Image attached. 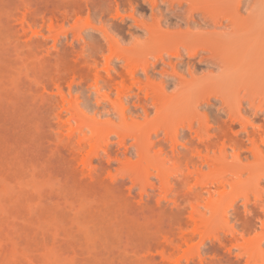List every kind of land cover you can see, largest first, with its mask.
<instances>
[{"label":"rangeland","instance_id":"obj_1","mask_svg":"<svg viewBox=\"0 0 264 264\" xmlns=\"http://www.w3.org/2000/svg\"><path fill=\"white\" fill-rule=\"evenodd\" d=\"M108 1L111 4L98 6L92 0H0V264H264V228L259 226V219L263 216L264 220V204L260 208L264 161L255 159L249 150L250 143L239 123L228 128L231 120L222 113L219 102L209 103L207 109L200 106L208 117L204 146L195 143L200 139L194 132L179 128L176 146L173 143L177 154L167 158L166 165L161 163L168 175L164 166L158 165L168 183L161 184L165 180L156 178V166L149 162L146 173L145 162H138L142 157L133 153L130 136H125L124 147L118 144L114 129L120 122L115 109L110 111L111 106L105 103L117 98L112 88L120 85H115L118 81L113 78L120 70L135 69V77L144 79L145 55L132 46L137 42L129 30L138 28L134 18L149 19L150 10L143 0ZM117 7L125 14L116 15ZM131 12L134 17L128 16ZM110 20H117V25ZM109 23L120 26V30ZM104 33L115 39L110 40L114 46H109ZM135 34H142L141 28ZM171 59L177 68H183V57ZM199 59V55L194 57ZM152 69L149 74L155 71L158 82L159 67ZM110 77L112 83L107 81ZM166 86L172 88L167 81ZM133 97L132 101L137 99V95ZM129 103L125 108L120 106L128 112ZM245 105L242 117L249 121L248 131L260 132L255 138L262 150L258 156L264 157V108L258 101L252 107ZM152 113L149 121L154 118ZM100 126L104 130L97 131ZM89 127L96 128H92L95 134ZM110 130L113 132L108 133ZM96 133L101 137L110 134H106L112 152L109 156L101 150L97 156L92 153L95 144L102 145L100 140L106 137L98 141ZM151 135L152 141L164 143L162 151L174 147L169 139L164 141L162 131ZM212 140V146L214 142L216 145L208 147L211 145L206 143ZM222 145L226 157L215 160ZM190 149L198 150L201 159L195 155L198 151ZM124 154L130 158L125 159L128 164ZM188 157L203 164L196 166L198 160L188 163ZM116 158L125 165L117 164ZM137 163L142 164L141 175ZM195 166L201 169L199 173ZM118 167H123L121 172ZM128 169H133L131 174ZM136 170L138 182L133 176ZM188 172L191 177L186 179ZM182 173L184 177H178ZM193 207L196 212H192ZM221 209L227 211L221 215L226 221L218 216ZM231 230L236 232L234 237ZM217 234L226 244L217 243Z\"/></svg>","mask_w":264,"mask_h":264},{"label":"bare ground","instance_id":"obj_2","mask_svg":"<svg viewBox=\"0 0 264 264\" xmlns=\"http://www.w3.org/2000/svg\"><path fill=\"white\" fill-rule=\"evenodd\" d=\"M92 1H95V4H97L98 6H100V3L105 2V0L104 1L92 0ZM106 1H108V0H106ZM143 1H142L143 3H145V1H146V3H148V8H149L150 13H151V14L149 13V19L143 18V16L139 17V16L135 15L136 17H139L138 19L134 18V20L137 21V23L135 22L136 27L141 28L142 34H139V35L135 34L136 29H138V28H136L132 32H130V30H131L130 29L129 33L131 36H134L132 39L135 38L134 41H136L138 43V44L136 42H135L136 44L132 43V46L134 48L137 47V52L145 55V61L146 62H145V65L143 66L142 71H141V74L144 76V79H141L140 77H135V74L137 72L135 69H130L128 71L124 70L125 72L120 70L121 74L119 73L120 72L119 71L117 74L118 77H117V75L115 76V78L117 77V79L113 78L115 80V82L118 81L117 83H114V84L120 85V86L114 85L115 87L112 88V89L117 91L116 92L117 98H115L113 101H111L112 100L111 99L110 101H108V103H105V105L108 104L107 105L108 107L111 106V108L109 107V110L110 109L112 110V108L115 109V110L114 109L113 110H114V112L116 111L115 115L117 114V119L119 120L118 122H120V124H118V125H120V127L118 126L119 130H117L118 128L114 129V134L118 138V144H120V145H122V147H124V144L126 143V137L125 136H127V135L130 136V138L133 139L132 143H133L134 155H136L138 158L142 157V159L144 156L145 161L140 159V158L138 159V162H139V160L142 162H145V163L140 162L143 164L144 170H145V167L147 168L150 165L149 163H151L152 166L155 165L156 167L155 166H153V167H155L156 170H158V171H156V170L154 171V172L158 173V174L155 173V176H157L156 178L158 179V177H160L161 180L162 179L165 180L163 182L160 181L161 184L168 183L169 180L164 179V176H163L164 170H165L164 173H167V175H168V172H166L167 169H165L166 168L165 165L168 162L164 163V161L165 160L168 161L171 158L173 159L175 157L174 154H177V152L175 153V150L177 148V147L175 148V146H176V140H177L176 138H179L177 136L179 128H185V130L187 129V131H189L191 133L194 132L195 135L197 136V138L200 139L199 142L196 140L198 143L197 142H195V143L196 144H202L204 146L203 137H205L204 135L206 134V132H208V126L206 124V123H208V121H207L208 117L206 114V110L200 109V106L204 105L205 108L207 109L209 107V103L219 102L220 110H222V113L223 114L225 113L228 116V118L231 120L230 123L228 124V128H230L233 123H236V122L239 123L242 130L245 132V136L247 137V139L250 143L249 150L252 151V154L254 155L255 159H261L262 158L264 161V157H260L262 150L259 147V144H260V143H258L259 139H257L258 137L255 138L259 131L258 130H252V129H251V131L250 130L248 131L247 129H248L249 121L243 119L242 114H241V108L243 107L244 104H246L245 106L252 107L258 101V102L262 103V106L264 108V0H143ZM108 2H105L104 4H107ZM111 2L108 4H111ZM132 3H134V1ZM105 6L110 8V5L109 6L105 5ZM96 8H97V6H96ZM102 8L104 9L103 6H102ZM109 8H108V10H109ZM118 10L119 9L117 7V10L114 11V12H116V15L119 13ZM121 11H123V10H121ZM121 11L119 13L120 16L125 14V12H124V14L123 13L121 14ZM140 11L143 12L142 10H140ZM133 13L131 12V14L128 16L134 17ZM143 14L141 13V15H143ZM121 19H123V16ZM121 19H120V21H121ZM116 21L112 20L111 22H116ZM117 23L118 22H116V25H117ZM109 24L114 25V23H109ZM119 27L117 28L114 25V29H116V28L119 29ZM137 33H138V30H137ZM107 35L105 36V33H104V37L108 38ZM111 39H114V38L111 37ZM111 39L108 38V44H109V46L111 45V47H112V46H114V43L112 42L113 44H111V42H110ZM111 41H113V40H111ZM139 47H140V51L142 50V52L139 51V49H138ZM110 49H112V48H110ZM183 54L185 56H183ZM150 55L152 56V59H150V61H149ZM197 55L200 56L199 62L194 60V57ZM172 56L183 57V59H184L183 68L182 67L181 68L176 67V64L172 62V59H171ZM200 65L201 66L203 65L204 67H201V69H199ZM157 67H159L160 71H158V72H160V75H161V77H159L161 80L158 79L159 80L158 82L156 81L155 76H154L155 71L153 72V74L152 73L149 74L150 68L154 69ZM129 75H130V77H129ZM113 79L110 77V79H107V81L109 83H112L111 81ZM105 80H106V78H105ZM107 81H105V82L108 83ZM166 81L169 83V85H172V88H166L167 87ZM126 82H129L130 84L129 85L125 84ZM58 89H60V88H58ZM95 90H96V92H99V88H95L94 91ZM140 92H142V93H140ZM132 93L135 95V97L137 95V99L135 98L136 100H133L134 102L132 101V98L134 99V97H133L134 95L131 96ZM139 93H140V95H142V98L140 95H139L140 98L138 97ZM105 96H106V98H109V94L105 95ZM106 98H104L103 101L106 102L107 101V100H105ZM102 99H103V97H102ZM126 102L127 103L132 102V104H133L132 105L129 103L131 105V107H129V106L127 107L128 112L125 109H123L126 106ZM97 103L100 104L99 99H98ZM123 103H124V105H122ZM120 105H122L123 108ZM203 110H205V112H203ZM150 112H153L152 114H154V118H151V120H150L151 122L149 121L150 118L148 117L150 115ZM127 118H129L130 120H127ZM140 118H142L143 121L141 120V122H140V120H139ZM147 118H148V120H147ZM96 121H98V120L96 119L94 123H96ZM103 122H100V123H103ZM108 122H110V120ZM112 122L113 121H111L110 124ZM104 123L106 124L107 121ZM98 124H99V122L96 123V125H98ZM113 124H114V122H113ZM149 124H150V126H149ZM93 125H91V126H93ZM147 125L149 127H145ZM100 127L97 128V131L99 129L104 130V128H102L104 126H100ZM113 127H117V126L114 124ZM89 128H91V129L89 130ZM89 128H88V130L91 132V134L92 133L95 134L94 132L96 130L94 131V129H96V128H94V127H89ZM92 128H94V129H92ZM149 128H150V130H149ZM111 129H113V128H111ZM221 129H222V126H221ZM262 130L264 131V126L262 127ZM111 131L112 130H110L108 133H111ZM124 131H127V134H125ZM159 131H162L164 141H166L165 139H169V141H172L173 146L175 144V146L172 147V149L169 148V150L165 149V151H162L161 146L164 143H160L159 140H158L159 142L156 143L155 141H152L150 139L153 137L151 135L153 132L158 133ZM224 131H222L223 134L226 132V131L225 132ZM80 132H82V130ZM83 133L84 132H82V134ZM98 133H96V134H98ZM108 133H106V134H108ZM106 134L104 133V135H106ZM261 134H260V136H261ZM83 135H85V133ZM104 135H102V137H104ZM108 135H110V134H108ZM154 135H157V134H154ZM263 135H264V133H263ZM86 136H87V134H86ZM224 136H227V135L224 134ZM260 136H259V138H260ZM93 137H94V135H93ZM96 137H98V141H99V139L102 138L101 136H99V134L97 136H95V138ZM108 139L110 140L109 136H107V135H106V137L102 138L100 140L102 142L101 143L102 145H99V146H98V142L96 144L94 142L95 146L93 148L92 153L97 156V154L99 153L97 150H101L102 152H100V153L109 156L108 153L110 152V150H108V146H109L107 143ZM231 139L232 138H230V140ZM80 140H81V138H80ZM87 141H89V139ZM173 141H175V142H173ZM213 141L214 140L206 143V144L211 145V146H208L205 144V147H207V146L213 147L214 145H216L214 142V145L212 146L211 142H213ZM261 141H259V142H261V144L264 145V138ZM78 142H77V144H78ZM91 142H93V141H91ZM190 142H192V141H190ZM190 142L188 141L189 144H190ZM224 142H226V141H224ZM195 143L193 142V144H195ZM223 143L221 142V144H223ZM90 144L92 145V143H90ZM154 144L157 147H158L157 144H159L160 148L158 147L159 151L157 150L158 152H154V154H153L152 151H155V149H158V148H152V146ZM77 146L80 147L81 145L80 146L77 145ZM193 146H195V145H193ZM224 146H225V143H224ZM224 146L222 145V148L220 147V150H218L219 154L217 157L215 155V157H216L215 160L225 159V157H226V152H225L226 149L225 148L226 147H224ZM116 147H117V145H116ZM195 147H199V146H195ZM151 148L153 149L152 151H151ZM193 149L192 150L190 149V151L194 152ZM111 151H112V149H111ZM196 151H198V150H195V152ZM113 152H114V150H113ZM116 152H114V153H116ZM129 152H130V150H129ZM151 152H152L153 160L150 159V158H152V156L149 155V154H151ZM193 152H190V154L192 153V155H193L195 153V152L194 153ZM111 153L112 152H110V154ZM199 153L200 152L198 151L195 155L202 156ZM163 154H165V155H163ZM238 154H240V153H238ZM238 154H236V159L237 158L239 159L240 155H238ZM258 154H260V155L258 156ZM118 155H119V153H118ZM118 155H117V158H118ZM145 155H148V156H145ZM161 155H163V156H161ZM124 156H126V154H124ZM159 156L162 159L161 158L159 159ZM200 156L198 157L199 159H201ZM113 157H114V155H113ZM137 157H135V158H137ZM122 158H123V156H122ZM127 158L128 157L126 156V158H123V160H125ZM147 158H148V160H146ZM154 158H155V160H154ZM167 158H169V159H167ZM191 158H193V157L191 156ZM111 159H114V158H111ZM128 159L130 160V158H128ZM199 159L195 158V159H191V160H193V161L198 160V162H199ZM202 159L203 160L206 159V158L204 159V154H203ZM185 160H187V159H185ZM191 160H190V157H188L187 162L189 163V161H191ZM99 161H101V160H99ZM126 161L127 160H125V162L124 161L123 162L128 164ZM159 161H161V162H159ZM193 161L190 163L192 164V163L197 162V161H195V162H193ZM136 162H137V160H136ZM146 162H147V164H146ZM169 162H171V160ZM200 162H201V160H200ZM200 162L196 166H200L201 165ZM205 162H206V160H205ZM116 163L117 164L120 163L121 166L125 165V164H122L120 161L116 162ZM140 163L139 164L137 163L139 165V167L137 166V168H139V169H137L138 171L142 170V168H141L142 164L140 165ZM161 163H163L165 165H162ZM120 164H119V166H120ZM129 165H132V161ZM158 165L164 166L163 167L164 170H161L162 167L160 168ZM186 165H187V163H186ZM99 166H100V164H99ZM107 166H108V164H107ZM196 166H195V168H197ZM201 167H199V168H201ZM100 168H102V167L100 166ZM118 168L120 170L119 172H121L120 168H123V167H118ZM169 168H171V167H169ZM132 170L128 169V172L130 171V174H131ZM146 170H147L146 173L148 174L149 173L148 168ZM198 170H199L198 171V173H199L201 169H198ZM117 171H118V169H117ZM122 171H123V169H122ZM138 171L136 172L137 175L136 174L133 175L134 177H136V176L138 177V180H137V177L134 179L135 182L139 181L140 176H138ZM171 171L173 172V170H171ZM171 171H169V172L171 173ZM195 171L196 170H194V172ZM99 172H101V171H99ZM135 172H133V173H135ZM90 174H91V172H90ZM92 174H93V172H92ZM139 174L141 175V172ZM160 174L162 175V177L160 176ZM175 174H177V173H175ZM188 174H189V172H188ZM190 175L191 174L187 175L186 179L191 177ZM180 176H183V173H182V175L179 174L178 177H180ZM87 177H89V176H87ZM177 178H175V179H177ZM130 179L132 180V178H130ZM92 180H93V178H92ZM96 180H97V178H96ZM134 180H132V181H134ZM179 180L177 182H179ZM100 182H102V180ZM180 182H181V180H180ZM90 183H91V181H90ZM99 184H101V183H99ZM114 185L113 186L111 185V186L114 188L115 187ZM205 186H207V185H205ZM103 187H105V186H103ZM105 188H107V186ZM108 189L110 190V188H108ZM213 198H212V200H213ZM218 198L220 201L222 196L220 195ZM260 202L259 203H260L261 207L259 205L258 206L260 208H263L262 204H264V199H263V201L260 200ZM215 203L216 202H214L213 204L215 205ZM255 203L253 202V204H255ZM206 205H207V203H206ZM216 205L218 207V204H216ZM245 205H246V203H245ZM247 208L248 207H246L245 209H247ZM193 209L194 210H192V212L193 211L196 212V209L194 207H193ZM222 209L224 210L225 207ZM222 209L220 210L221 212H222ZM249 210L251 211V209H248V211ZM261 211H262V209H261ZM177 212H175V213H177ZM226 212H222L218 216L222 217L221 216L222 214L225 216ZM247 213L250 214L249 212H247ZM259 216L260 215L257 216V219ZM262 217H261V220L259 219V221H261L259 226H261L260 228L263 229L264 228V220L262 221ZM223 218L225 219V217H222V219ZM253 218H255V216ZM219 219L222 220L221 218H219ZM226 220L227 219H225V221ZM249 220H251V219H249ZM245 223H244V225H245ZM247 225H249V223ZM247 225H245V227H247ZM253 225H251V226H253ZM253 229H254V227H253ZM244 230H245V228H244ZM232 231L233 230L229 231V233ZM234 234L232 232V235H230V236H233ZM242 234H243V232H242ZM224 235L222 238L225 239ZM218 236H221V235L217 234V236L215 238L217 239L218 242L217 241L216 242L218 244H226V242L223 243V241H222L223 239L220 240V237H218ZM237 236H236V238H237ZM230 239L231 238L228 237V240H230ZM234 239L235 238H233V240ZM236 241H237V239H236ZM230 242H233L232 239L230 240ZM215 245H216V243H215Z\"/></svg>","mask_w":264,"mask_h":264}]
</instances>
